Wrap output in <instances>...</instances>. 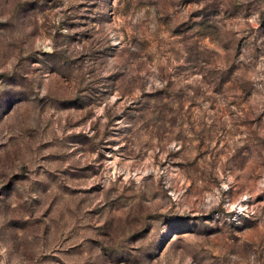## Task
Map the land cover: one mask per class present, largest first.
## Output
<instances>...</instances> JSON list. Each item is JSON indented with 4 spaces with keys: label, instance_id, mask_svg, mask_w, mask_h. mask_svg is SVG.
Instances as JSON below:
<instances>
[{
    "label": "rangeland",
    "instance_id": "1",
    "mask_svg": "<svg viewBox=\"0 0 264 264\" xmlns=\"http://www.w3.org/2000/svg\"><path fill=\"white\" fill-rule=\"evenodd\" d=\"M0 264H264V0H0Z\"/></svg>",
    "mask_w": 264,
    "mask_h": 264
}]
</instances>
